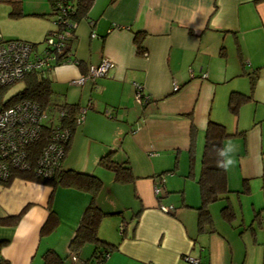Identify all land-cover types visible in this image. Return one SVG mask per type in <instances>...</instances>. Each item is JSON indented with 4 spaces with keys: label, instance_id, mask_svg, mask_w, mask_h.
<instances>
[{
    "label": "crops",
    "instance_id": "1",
    "mask_svg": "<svg viewBox=\"0 0 264 264\" xmlns=\"http://www.w3.org/2000/svg\"><path fill=\"white\" fill-rule=\"evenodd\" d=\"M50 9L48 0H23L24 15L17 19L29 17V27L1 14L5 20L0 35L41 40L52 27V17L40 14ZM139 31L144 33V54L137 52L133 40ZM74 34L71 60L57 63L48 75L56 101L86 108L62 167L97 175L102 180L98 206L119 212L100 222L98 235L118 245L96 264H192L186 256L200 264H245L247 256L231 250L230 236L247 227L252 243H258L256 230L264 217V0H93ZM103 58L113 63L107 75L81 85L70 83ZM255 73L250 91L249 75ZM133 82L147 96L144 104L135 100ZM173 83L178 89L173 90ZM231 91L251 94L236 115L228 110ZM208 120L224 124L228 132L243 133L222 142L223 152L231 145L236 148L228 154L235 163L225 168L228 192L209 205L211 224L200 231L197 163ZM192 125L196 132L189 172ZM109 151L116 161L127 160L132 181L117 182L112 171L98 164ZM161 175L164 193L155 195L153 186ZM187 177L194 185H188ZM251 191L261 197L251 200L253 215L246 223L242 196ZM50 195L59 223L41 236ZM89 199L88 192L73 187L53 189L19 177L6 186L0 183V258L8 264H41L48 248L65 254ZM160 204H172L173 209L164 212ZM225 205L232 210L229 220L221 212ZM261 244V252L248 256L247 264H264ZM92 251L91 244L84 245L78 261ZM68 263L74 264L71 259Z\"/></svg>",
    "mask_w": 264,
    "mask_h": 264
},
{
    "label": "trees",
    "instance_id": "2",
    "mask_svg": "<svg viewBox=\"0 0 264 264\" xmlns=\"http://www.w3.org/2000/svg\"><path fill=\"white\" fill-rule=\"evenodd\" d=\"M0 1L10 5L11 9L9 10V15L11 17H18L24 15L22 11V0ZM48 1L51 7L49 13H42L40 15L51 16L52 22L53 16L55 14L56 2L59 0ZM61 1L64 4L67 3L71 5L70 9L67 10V12L65 13V18H68L69 20L74 21L76 23L81 18H84L87 15V11L93 2V0ZM52 29H49L46 34ZM74 37L75 34L73 31V37L70 39L69 42V50ZM143 37L144 33L139 31L134 35L133 38L136 44L137 52L141 54H144L146 52L142 46ZM43 40L42 42H29L33 43L36 47H42ZM48 74V70L38 73L26 74L22 78V80L24 81L23 88L17 93L11 95L9 98H5L2 96V88H0V97L2 99L1 105L3 107L11 105L22 99H29L38 103L39 106L42 109H45L48 115H50L48 123L43 125L40 138L37 139L34 143L29 144V146L27 147V153L29 154L30 159H33L35 156H37L40 153L43 145L45 144L51 130V124L53 123V120L51 119L52 115L56 114L60 110L64 111L65 115L61 119V123L62 125L69 127L70 130L69 140L65 144V153L67 152L72 138V134L76 128L74 120L80 106L77 103L56 101L54 98V91L51 87V79ZM256 78L257 73L249 75L250 91L254 87ZM250 99V93L245 94L240 91H231L228 96V110L233 115H236L239 106L243 102L248 101ZM204 131V141L200 159V171L196 179L200 191V204L196 207L197 226L200 231L204 229L205 224H211V214L209 210V205L218 199H222L224 195L228 192L225 168L219 166V162L224 160V156L220 155V153L223 152L222 142L226 137L240 135L243 133V131H238L234 133L228 132L224 124L213 120L207 121ZM195 132V127L193 125L190 126L191 144L189 150V172H191L192 168L193 150L195 147ZM112 153L113 151H109L108 153L102 155L98 160V164L112 171L115 181L120 183L132 181L134 179V176L127 160L124 162H118L112 157ZM171 170L174 171V168ZM189 174L191 175V173ZM15 177L40 183H46L49 184L53 189L57 186H66L73 187L77 190L85 191L90 194L89 202L83 209L78 225L74 231L73 236L69 241L67 252L65 254H60L53 248H48L44 251V253H42L41 264H69L68 259H71V255L74 253L78 256L79 251L86 244H91L93 246V251L90 257L83 260L82 264H96L102 262L110 252L117 248V243L106 241L98 235V229L102 218L104 216L112 215L114 213L118 214L119 212L104 211L98 206L96 202V196L102 187V180L97 175L93 173L78 171L71 168H63L61 161L59 168L55 170L54 174L50 178H41L35 176L33 172L14 169L12 170V173L8 178L0 179V183L4 186L9 185ZM47 208L48 217L40 228L41 236L50 233L59 223L58 215L52 205L51 195L47 204ZM24 209L15 217H13V220L11 221H16L14 219H18L23 213ZM221 212L224 217L228 218V220L231 218L230 215H232V210L229 205L223 206L221 208ZM1 221L6 222L9 220ZM120 232H122V226ZM0 264H8V262L3 258H0Z\"/></svg>",
    "mask_w": 264,
    "mask_h": 264
},
{
    "label": "built area",
    "instance_id": "3",
    "mask_svg": "<svg viewBox=\"0 0 264 264\" xmlns=\"http://www.w3.org/2000/svg\"><path fill=\"white\" fill-rule=\"evenodd\" d=\"M71 7L61 0L56 2L55 14L52 19L53 29L48 32L43 40L42 47L22 39H4L0 35V88L6 87L22 79L28 73L50 71L59 62L71 60L69 42L73 37L76 22L65 18V13ZM92 37L96 34L91 32ZM76 62V60H73ZM113 63L108 58H103L97 64L89 65L86 73L72 78L70 83L81 85L85 81L95 80L108 74ZM202 76H205L203 73ZM135 87V100L144 104L142 87L133 82ZM173 83V90L178 89ZM0 97V179H6L12 170L30 171L37 177L50 178L59 168L65 154V144L69 140V127L62 125L61 119L64 111L60 110L52 115L53 123L49 136L40 153L33 159L29 158L27 147L40 138L43 125L48 123L50 115L38 103L29 99L19 100L3 107ZM85 107L80 106L74 123L79 125L84 119ZM158 177V176H157ZM163 176L158 177L154 183L153 192L159 195ZM160 210L169 212L173 205H159ZM121 231V226L119 228ZM192 264H200L198 259L185 257ZM74 264H82L76 254L71 255Z\"/></svg>",
    "mask_w": 264,
    "mask_h": 264
},
{
    "label": "rangeland",
    "instance_id": "4",
    "mask_svg": "<svg viewBox=\"0 0 264 264\" xmlns=\"http://www.w3.org/2000/svg\"><path fill=\"white\" fill-rule=\"evenodd\" d=\"M29 2H31V0H26L27 4H29ZM22 3H23V0H22ZM10 9H11L10 5L0 1V15L4 14V15L8 16V17H4V18H6V20H11V21L18 20V21H16L17 26H21L22 28H28L29 27L28 23L30 22L29 20H31V19H29V17H21L19 19H17L18 17H11L9 15ZM3 20H5V19L0 18V23H2ZM53 27H54V25L52 23L51 29ZM4 38H6V39H11V38L17 39V37H12V36H9V37L4 36ZM43 38L44 37L42 36L41 40H39V41L37 40L34 42H42ZM19 39H21V38H19ZM27 41H29V40H27ZM23 86H24V81L22 79L17 80L12 84H10L6 87H3L1 90V94L3 97L9 98L11 95H13V94L17 93L19 90H21L23 88ZM199 164H200V160L197 163V167H199ZM186 180L188 182V185H190V184L194 185V180L192 178L187 177ZM161 193H164L162 188H161ZM259 193L260 192L256 193V192L251 191L249 194L242 196V215H241V218L243 217L246 223H248L251 220V217L253 215V212H251V205H250L251 200H254V199L257 200L258 197L260 198L261 194H259ZM173 195L177 196V193L173 194ZM165 197L166 196H164L163 198L165 199ZM240 209L241 208H237V213L240 212ZM219 220H222V219H219ZM236 220H240V217L236 218ZM228 228L229 227L227 226V230L229 232ZM238 231L239 232L241 231V234H239ZM231 234H233V236H230L231 237L230 238L231 239L230 240L231 250L234 252V254H236V252H237V254H239V256L242 258L246 255L247 261L245 264H247L248 260H249L248 256H250V255L251 256H253V255L258 256V254L262 250L261 242L264 241V217H262L261 227L257 228V230H256V237H257L258 243H252L251 236H250V230L247 227L242 229V226H240L239 229H237L236 231H233V232L231 231Z\"/></svg>",
    "mask_w": 264,
    "mask_h": 264
},
{
    "label": "clouds",
    "instance_id": "5",
    "mask_svg": "<svg viewBox=\"0 0 264 264\" xmlns=\"http://www.w3.org/2000/svg\"><path fill=\"white\" fill-rule=\"evenodd\" d=\"M235 150H236L235 146L231 145L229 146L227 152L220 153V155L228 157L225 160L219 162L220 167L227 168L235 163L234 158L228 156L229 153H234Z\"/></svg>",
    "mask_w": 264,
    "mask_h": 264
},
{
    "label": "bare ground",
    "instance_id": "6",
    "mask_svg": "<svg viewBox=\"0 0 264 264\" xmlns=\"http://www.w3.org/2000/svg\"><path fill=\"white\" fill-rule=\"evenodd\" d=\"M205 74V73H204ZM71 84H73V83H71Z\"/></svg>",
    "mask_w": 264,
    "mask_h": 264
}]
</instances>
